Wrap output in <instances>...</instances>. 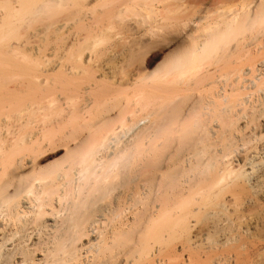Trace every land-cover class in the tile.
<instances>
[{"label": "bare ground", "instance_id": "obj_1", "mask_svg": "<svg viewBox=\"0 0 264 264\" xmlns=\"http://www.w3.org/2000/svg\"><path fill=\"white\" fill-rule=\"evenodd\" d=\"M142 28L177 51L124 75L108 44ZM36 105L75 137L68 165L39 175ZM25 112L28 133L0 138V264H249L221 241L214 254L174 241L199 219L196 238L258 224L264 0H0V134Z\"/></svg>", "mask_w": 264, "mask_h": 264}, {"label": "rangeland", "instance_id": "obj_2", "mask_svg": "<svg viewBox=\"0 0 264 264\" xmlns=\"http://www.w3.org/2000/svg\"><path fill=\"white\" fill-rule=\"evenodd\" d=\"M158 31L159 32H157V29L153 30V29H148V28L147 29L142 28V30L140 29L138 31L125 33L124 36L126 35L125 37L126 38L128 37V39H125L124 42L123 41L122 42H118V41L112 42L111 41L108 45H110L112 47V49H114V50L117 49L116 52H118L119 59H121V62H119L120 60L118 61L114 57L111 59V63L115 64L118 61V63H120L122 65V69H124L123 71H121V73L124 75H126V73H127V75H129L130 72L134 69L141 70L143 74H155V73L159 72L170 60H172L173 56L175 55L174 52L177 51V48L170 41L171 37L167 31H165V30L163 32L161 30H158ZM135 32H136V34H133ZM156 32L160 33V36H158V34H156ZM152 33L155 35H152ZM164 33H166L168 36ZM132 34H133V36H132ZM161 34L162 35L164 34L163 37ZM140 37H142V38H140ZM129 38H132L135 40L134 41L132 40V42H131V39H130V41H127V42L128 43L131 42V44L129 43L130 45L129 44L127 45L126 40H129ZM134 42H137V43L134 44ZM104 47H105V45H104ZM123 72H125V73H123ZM121 76L124 77L123 75H121ZM126 77H128V76H126ZM43 104H45V103H43ZM38 106L39 105L32 107V108H34V110H33L34 113H35V111L36 112L38 111L37 113H35L36 115L34 113H32V116L34 114L35 119L39 123H37L35 121L37 124L36 125H34L35 123L32 124V122H34L33 121L34 119H32V116H28L29 112H27V113L25 112L24 113L25 115H23L21 117L22 119L19 118V120H17L16 117L13 116V114H10V116H9L10 121L8 122L7 127L5 129V131L7 133L4 131V132H2V135L0 134V138L1 137L4 138L5 136L7 138H9V136L12 137L13 135L16 134V133L14 134V132H17L16 130L18 129V124L24 125L21 129L18 130L19 132L22 129L26 128L25 130L20 132V135H22V136H25V134L28 133V131L32 132L35 129L34 134L35 135L37 133L39 134V135L37 134V139L40 140V142H39L40 145L38 146V149H36V151H34V153L32 154V157H33L32 161H33L34 167L28 173L29 174H36V175H39L43 172L50 171L54 168H58V167L63 168L65 166H67L69 163V159H70V153L73 150L74 144H75V137L70 132L72 130L71 127H69L68 125H62L60 123V119L56 118L60 115L59 112H61V111L56 110L54 108L53 109L47 108L46 110L45 109L42 110V108H39ZM32 108H29V110ZM41 110L43 113L41 112ZM50 110H51V112H50ZM56 114H59V115H56ZM29 115H31V114H29ZM45 115L46 116L48 115V117H49V115L50 116L54 115V116H53V118L50 117L51 119L50 118L46 119ZM41 116H45V117H43L40 120L37 119V118H41ZM10 117L12 118V120ZM27 117H29V118L31 117L30 119L32 122H30V123L35 126V127H32V130L27 129L28 125L29 126L31 125L30 123L28 124V122H29L28 120H30V119H28ZM49 119H50V121H48ZM46 120L48 121L46 123H48V124L53 123L52 125H54V126L50 128L48 126H52V125L45 124V126L47 125L46 126L47 129H45L46 128L45 126L42 127L43 121L45 122ZM21 121H22V123H21ZM54 121L56 122V124ZM10 123H11L12 128L10 126ZM14 124H17V125H14ZM8 126H10L11 131L8 129L9 128ZM13 130H15V131L13 132ZM37 130H40V131H37ZM41 130L43 131V133L49 132L51 137L49 136V138H45V136H47V135L43 134ZM8 131L11 132V133L9 132L11 135L8 133ZM12 132H13V134H12ZM67 132H68V135H67ZM4 133H6V134H4ZM32 133H30V134H32ZM62 133H63V136H62ZM7 134L9 136H7ZM51 134H53V135H51ZM57 135H58V137H57ZM255 199L257 201V202H255L256 205L255 204L252 205L249 215L251 218L256 219V223H258L256 225H254L256 228H254V226L249 225V220L243 219V222H239L241 224L239 225V223H238L236 225V228H235L238 231L237 233L240 232L239 234L236 233L239 237V238L236 237L237 239L234 237H231L230 238L231 240L230 239L229 240H223L221 238L212 237V236L210 238L208 235L207 236L202 235V236H200L201 238L200 237L196 238L195 235H197V233L201 232L202 234H205L206 231L209 229V226H210L209 220L204 219V221H203V219L202 220L199 219L198 221L196 220V222H195V224L198 225V226L196 225L197 228L194 224L193 228L187 233L188 235L185 233L186 235L184 234V236H182V238L181 237L179 238L180 240H178V241H182V242L177 241V239H178L177 237H179L181 235L177 236L176 240L173 239V240H175L174 242L178 243V245H179V247H178V245H176L177 246L176 248L180 249V247L184 246L183 243H186V245L187 244L191 245V243H193L191 246H192V248L193 247L195 248L194 249L195 251L197 250L200 253L202 251H205L206 247H207L209 250L207 252H210L209 254H212V253L214 254V253H216V251H218V250L220 251V249L222 250L220 252H225L226 250H229L233 246V248L234 247L239 248L241 250V252L243 251L242 254L248 252L247 254L249 256L248 255L246 256V254H245V256H243V258L245 257V259L247 260L246 262H249V264H264V201H261L260 196L255 197ZM241 225H242V227H241ZM241 228H243V229H241ZM194 229H197V230L195 231ZM238 229H240V230H238ZM247 230H248V232H247ZM231 236H233V235H231ZM189 237H191V238H189ZM206 237L208 239H210L211 241L206 239ZM188 238L190 241H188ZM198 238H200L199 241L197 240ZM233 238L235 239V241ZM195 240H197L199 243L197 241L195 242ZM170 241L169 242L172 243V240H170ZM184 241H187V242H184ZM229 241L232 243H230ZM213 242L215 243V245L218 244L216 242L221 243V244L219 243V245H216L217 247L218 246L221 247L222 244L223 245L228 244L227 246H223V245L222 246H223V248H226V247L227 248L230 247V248L223 250V248L218 247L219 249L214 250L215 251L214 252L212 250L217 249V247L213 246L214 245ZM222 242H224V243H222ZM180 243H182V244H180ZM200 243L202 244V247H205V249H204L200 246V248H202V251H200L201 250L200 248H199V250L196 248V246ZM210 244H212V246L214 248H212V246ZM156 245H157V247H155V248L157 250V248L159 249L160 246L158 244H156ZM168 245H169V243H168ZM172 245L170 244V246H172ZM239 245L241 246V248L239 247ZM174 247H175V245H174ZM174 247L172 246V249H171V247H169V248H170V250H174ZM176 248L174 250L175 252L177 250ZM209 248H212V249H209ZM179 251H177L178 254L181 253V249ZM197 251H196V253H197ZM217 253H219V252H217Z\"/></svg>", "mask_w": 264, "mask_h": 264}]
</instances>
